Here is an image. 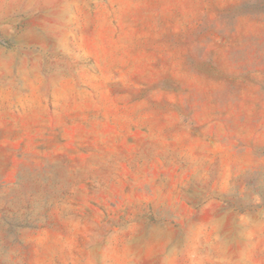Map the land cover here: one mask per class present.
Masks as SVG:
<instances>
[{"label":"rangeland","instance_id":"1","mask_svg":"<svg viewBox=\"0 0 264 264\" xmlns=\"http://www.w3.org/2000/svg\"><path fill=\"white\" fill-rule=\"evenodd\" d=\"M0 264H264V0H0Z\"/></svg>","mask_w":264,"mask_h":264}]
</instances>
